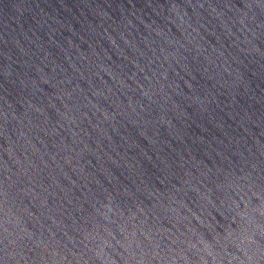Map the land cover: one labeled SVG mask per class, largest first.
Wrapping results in <instances>:
<instances>
[{"label":"water","instance_id":"water-1","mask_svg":"<svg viewBox=\"0 0 264 264\" xmlns=\"http://www.w3.org/2000/svg\"><path fill=\"white\" fill-rule=\"evenodd\" d=\"M0 264H264V0H0Z\"/></svg>","mask_w":264,"mask_h":264}]
</instances>
